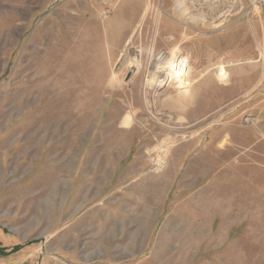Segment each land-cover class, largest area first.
I'll use <instances>...</instances> for the list:
<instances>
[{"label":"rangeland","instance_id":"1","mask_svg":"<svg viewBox=\"0 0 264 264\" xmlns=\"http://www.w3.org/2000/svg\"><path fill=\"white\" fill-rule=\"evenodd\" d=\"M176 1L0 0V264H264V0Z\"/></svg>","mask_w":264,"mask_h":264},{"label":"bare ground","instance_id":"2","mask_svg":"<svg viewBox=\"0 0 264 264\" xmlns=\"http://www.w3.org/2000/svg\"><path fill=\"white\" fill-rule=\"evenodd\" d=\"M190 4L187 0H177V9L181 13V16L194 25L200 27H211L216 26L217 23L223 21L222 17H225L227 13H231L235 9V4L229 0H192ZM191 2V1H190ZM206 9L209 12H206ZM207 13V14H206ZM176 14V13H175ZM233 14V13H232ZM228 15V14H227ZM183 22V21H182ZM222 23V22H221ZM220 24V23H219ZM164 30H161L160 36ZM181 36H173V39H180ZM178 53L172 52H161L159 53L156 62L153 65V73L157 72L158 69L163 68L164 70L171 69V65H160V60H164L170 54Z\"/></svg>","mask_w":264,"mask_h":264},{"label":"trees","instance_id":"3","mask_svg":"<svg viewBox=\"0 0 264 264\" xmlns=\"http://www.w3.org/2000/svg\"><path fill=\"white\" fill-rule=\"evenodd\" d=\"M19 248H20V246H16V247L13 249V251L18 250ZM1 251H4V249L1 248Z\"/></svg>","mask_w":264,"mask_h":264}]
</instances>
